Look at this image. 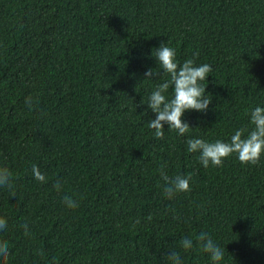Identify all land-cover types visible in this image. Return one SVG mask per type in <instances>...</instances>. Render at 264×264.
<instances>
[{"label": "trees", "instance_id": "16d2710c", "mask_svg": "<svg viewBox=\"0 0 264 264\" xmlns=\"http://www.w3.org/2000/svg\"><path fill=\"white\" fill-rule=\"evenodd\" d=\"M167 42L179 63L212 67L203 83L212 103L185 112V136L165 124L157 139L147 104L170 77L152 52ZM149 69L161 76L145 80ZM257 106L264 0H0L7 264H170L172 252L182 264H213L196 241L201 232L223 249L220 264H264V157L245 165L233 154L204 168L187 151L190 138L229 142L251 130ZM164 165L170 177L191 174V191L165 197ZM65 196L78 207L67 208Z\"/></svg>", "mask_w": 264, "mask_h": 264}, {"label": "clouds", "instance_id": "9594fccd", "mask_svg": "<svg viewBox=\"0 0 264 264\" xmlns=\"http://www.w3.org/2000/svg\"><path fill=\"white\" fill-rule=\"evenodd\" d=\"M160 68L170 79L157 85L155 90L149 96L148 108L156 114L154 120L148 122V127L154 130V136L157 139L164 138V125L168 129L178 132L180 136H185L192 128L182 120L187 111L205 112L212 103L210 94H206V87L203 83L207 81L212 67L209 64L197 65L194 59H187L182 64L176 58V51L167 44H161L152 52ZM198 56V53L195 54ZM161 73L157 70L149 69L145 73V80H152L154 77H160ZM173 89L172 98L166 95L169 88ZM25 103L32 109L33 100L26 98ZM250 123L253 126L251 130L246 128L238 129L230 137L229 142L216 140L208 142L201 138H190L187 140V151L190 153H199V162L204 168L210 165L213 167H222L226 159L235 154L238 160L245 165H257L264 157V107H255L250 111ZM162 166L160 169L161 179L164 182L163 194L168 199H173L179 193H188L191 191V174L176 175L170 177ZM34 178L40 183H46L47 177L43 174L37 165L31 167ZM12 173L7 167H0V187H12ZM57 192L61 191L62 184L59 180L54 185ZM67 208L75 209L78 204L69 196L63 198ZM151 216L148 217L151 220ZM139 223V221H137ZM7 227L5 218L0 217V230ZM25 229L24 234L29 235L28 225L22 226ZM199 247L209 254L213 264H220L224 259V251L218 246L207 233L201 232L197 237ZM185 250L194 247L193 239L185 237L181 241ZM7 241H0V259L7 264L9 256ZM42 254V253H41ZM167 259L170 264H182L179 253L172 252Z\"/></svg>", "mask_w": 264, "mask_h": 264}]
</instances>
